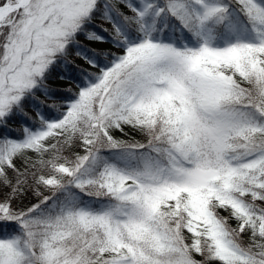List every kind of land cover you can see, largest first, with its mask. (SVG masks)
Masks as SVG:
<instances>
[{
    "label": "snow or ice",
    "instance_id": "snow-or-ice-1",
    "mask_svg": "<svg viewBox=\"0 0 264 264\" xmlns=\"http://www.w3.org/2000/svg\"><path fill=\"white\" fill-rule=\"evenodd\" d=\"M0 264H264V0H0Z\"/></svg>",
    "mask_w": 264,
    "mask_h": 264
},
{
    "label": "rangeland",
    "instance_id": "rangeland-1",
    "mask_svg": "<svg viewBox=\"0 0 264 264\" xmlns=\"http://www.w3.org/2000/svg\"><path fill=\"white\" fill-rule=\"evenodd\" d=\"M81 40L83 41V38H81ZM117 135H119V133H117ZM30 201L34 202L35 201V197L29 195V197L24 202L27 204Z\"/></svg>",
    "mask_w": 264,
    "mask_h": 264
},
{
    "label": "trees",
    "instance_id": "trees-1",
    "mask_svg": "<svg viewBox=\"0 0 264 264\" xmlns=\"http://www.w3.org/2000/svg\"><path fill=\"white\" fill-rule=\"evenodd\" d=\"M55 74V73H54ZM74 87V86H73ZM28 111H29V114L31 115L32 113H31V110L30 109H28ZM12 127H19V125L18 124H14V125H11ZM13 135H15V133H13ZM19 163V162H18ZM191 241L189 240V243H190ZM198 259H199V257H197Z\"/></svg>",
    "mask_w": 264,
    "mask_h": 264
}]
</instances>
